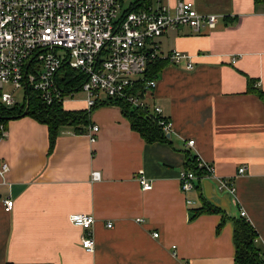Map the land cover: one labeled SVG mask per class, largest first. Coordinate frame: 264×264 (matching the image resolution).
<instances>
[{"label": "crops", "instance_id": "0c3cea01", "mask_svg": "<svg viewBox=\"0 0 264 264\" xmlns=\"http://www.w3.org/2000/svg\"><path fill=\"white\" fill-rule=\"evenodd\" d=\"M180 1L218 22L198 34L171 28L157 39L161 57L176 50L194 64L187 71L184 62H164L147 100L172 122L168 142L146 143L121 108L103 97L91 110L85 97L63 105L88 111L90 125L79 134L62 128L51 152L45 125L28 116L8 121L0 136V162L9 166L6 183L0 182V264H234L239 208L264 250V0L161 3L173 10ZM129 3L143 6L142 0ZM247 79L259 93L247 91ZM91 125L98 127L92 144ZM196 155L213 164L220 179L245 166L234 184L236 200L213 179L186 194L180 190L179 173ZM92 172L100 180L92 181ZM140 173L151 190L139 186ZM6 199L14 202L10 212L3 209ZM202 200L226 216L219 231L218 214L189 221V209ZM73 213L94 217L93 253L81 247L83 231L68 221Z\"/></svg>", "mask_w": 264, "mask_h": 264}, {"label": "built area", "instance_id": "2783aa9c", "mask_svg": "<svg viewBox=\"0 0 264 264\" xmlns=\"http://www.w3.org/2000/svg\"><path fill=\"white\" fill-rule=\"evenodd\" d=\"M129 2L132 0H0V104L9 108L16 105L12 92L20 89L36 92L47 106L74 100L78 93L85 95L88 110L99 104L102 97L122 100L132 107L146 109L164 134H170L172 122L162 116L157 105L147 102L153 99L157 79H145L144 73L147 65L158 59L173 64L184 62L187 71H192L194 64L192 56L176 50L161 57L157 39L168 29L182 26L196 34L214 30L217 16L199 14L190 1L178 2L173 10L161 0H156V8L148 2L133 9L125 6ZM63 65L85 76L78 91L64 92L58 86ZM4 86L9 90L3 91ZM4 132L2 130V134ZM97 132V126L89 127L86 135L91 144L96 141ZM185 145L193 148L194 141L187 140ZM190 158L196 172L183 168L178 178L184 194L195 190L203 179H213L219 192L236 200L234 184L245 174V166H240L234 177L220 179L215 176L213 164L198 155ZM8 171V164L0 162L3 184ZM91 179L100 180V174L92 172ZM137 182L143 191L152 188L141 173ZM192 204L186 200L187 206ZM13 207V200L3 201L5 212ZM239 214L246 217L242 208ZM68 221L83 231L81 247L93 253L94 217L73 213Z\"/></svg>", "mask_w": 264, "mask_h": 264}, {"label": "trees", "instance_id": "16d2710c", "mask_svg": "<svg viewBox=\"0 0 264 264\" xmlns=\"http://www.w3.org/2000/svg\"><path fill=\"white\" fill-rule=\"evenodd\" d=\"M255 1L257 2L258 0ZM148 2L149 0H142V5ZM164 62L168 61L158 59L149 63L144 73L145 79H157V75L164 66ZM60 74L62 75L61 78L59 77ZM60 74L57 83L64 92L78 91L81 84L85 81V76L82 73L71 70L66 65L62 66ZM254 83V80L247 79V91L259 93L258 90L253 88ZM107 101L121 108L124 117L129 122L130 128L136 131L146 143L168 142L166 134H164L158 123L148 116L146 109L132 107L122 100L107 99ZM26 107H28V111L26 115H23ZM25 116L31 117L36 122L47 127L49 152L52 151L55 139L62 128H70L74 133L79 134L83 133L84 129L90 125L88 111H67L63 108L62 103H54L47 106L41 101L36 92L27 89L22 104L17 103L10 108L0 104V136L2 135V130L6 131L8 121ZM184 168L196 172L193 159L189 157ZM197 188L198 184L195 190ZM189 210V221L194 220L202 214L220 215L222 219L217 226V231H219L226 220V216L221 210L203 200L199 207L190 208ZM232 238L235 248L234 264H264V250L255 243L258 234L244 218L241 217L233 220Z\"/></svg>", "mask_w": 264, "mask_h": 264}, {"label": "rangeland", "instance_id": "374dc122", "mask_svg": "<svg viewBox=\"0 0 264 264\" xmlns=\"http://www.w3.org/2000/svg\"><path fill=\"white\" fill-rule=\"evenodd\" d=\"M150 3L152 4V6L154 7V8H156V0H151L150 1ZM125 6H127V5H125ZM61 74H60V78H61ZM58 77V78H59ZM12 95H13V97L16 99V101H17V103L18 104H22L23 102H24V97H25V91H24V89H20V90H16V91H13L12 92ZM84 97H85V95L84 94H82V93H80V94H78L76 97H75V99L76 100H82V99H84ZM74 101V100H73ZM68 102H71L70 100H66L64 103H63V105H65V106H67V103Z\"/></svg>", "mask_w": 264, "mask_h": 264}, {"label": "water", "instance_id": "95a60500", "mask_svg": "<svg viewBox=\"0 0 264 264\" xmlns=\"http://www.w3.org/2000/svg\"><path fill=\"white\" fill-rule=\"evenodd\" d=\"M27 111H28V107H26V109H25L23 115H26ZM169 136H170V134H166V138H169Z\"/></svg>", "mask_w": 264, "mask_h": 264}]
</instances>
